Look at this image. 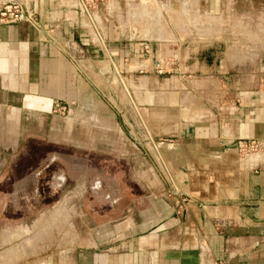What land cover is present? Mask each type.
Returning <instances> with one entry per match:
<instances>
[{"label": "crops", "instance_id": "crops-1", "mask_svg": "<svg viewBox=\"0 0 264 264\" xmlns=\"http://www.w3.org/2000/svg\"><path fill=\"white\" fill-rule=\"evenodd\" d=\"M11 2L37 25L0 22V168L28 140L103 151L127 162L142 194L51 255L46 237L68 229V202L30 203L0 225V264H264V65L250 75V56L223 42L233 37L214 25L222 0L98 1L95 29L79 0L0 8ZM157 2L173 38L158 30ZM174 37L187 57L158 74L163 54L172 66L181 54ZM250 140L258 151L240 148ZM8 182L0 173V190Z\"/></svg>", "mask_w": 264, "mask_h": 264}, {"label": "rangeland", "instance_id": "rangeland-1", "mask_svg": "<svg viewBox=\"0 0 264 264\" xmlns=\"http://www.w3.org/2000/svg\"><path fill=\"white\" fill-rule=\"evenodd\" d=\"M158 4V10L159 12V20H158V30L162 32H167L169 36L172 37V35L176 36L174 32L173 24L167 20L165 16V7L167 6L165 2H157ZM144 9H146V6H144ZM149 9V8H148ZM156 10V9H155ZM221 13L220 15L215 16V27L216 30L219 32H223L224 34L228 33L227 36H232L233 39H224L223 42H235L237 43L241 53L243 55H249L248 59L246 60L245 64L248 66L250 65V75H253L254 69L256 65H264V0H222V6L220 8ZM164 12V13H162ZM150 15H148V18ZM145 18V17H144ZM147 18V17H146ZM150 21V19H148ZM98 22V21H97ZM156 22L153 23L155 25ZM150 23L144 22L145 27H150ZM202 26H206V23L204 22L201 24ZM96 26V22H95ZM144 27V29H145ZM207 27H210L209 24H207ZM97 28V27H95ZM226 32V33H225ZM173 38V37H172ZM175 38V37H174ZM176 41V49L179 53V55H176L172 60H175L174 66L170 63L171 56H166V54H163L162 62H158L155 68V71L158 74H166V73H173L175 71H169L168 68H178V65L180 62H178V58L180 57L185 58L187 55L183 56V44L184 39L180 40L182 41V45L180 44V41L175 38ZM202 42L204 40H201ZM206 41L200 44V46H203L202 52H205V45ZM197 43H193V46ZM178 45V46H177ZM201 55L204 57V54H193L190 55V58H194L195 60ZM179 56V57H178ZM166 57H170L167 59ZM178 57V58H177ZM193 61V60H192ZM173 62V61H172ZM250 63V64H248ZM192 64V63H191ZM190 64V65H191ZM189 65V63H186V66ZM188 70L190 69L187 66ZM160 71V72H159ZM185 73L183 75H189V71L182 72ZM177 74V73H176ZM211 91L209 92L208 96L213 99V95L216 92V89L209 86L208 87ZM202 94V93H201ZM203 95V94H202ZM212 95V97L210 96ZM218 95V93H217ZM31 142H28L23 147V143L20 144L18 148V152L20 153L25 150L31 149V152L24 153L22 156L19 157V160L23 158L26 161H29L30 159H33V154L35 153V149L37 148V145L40 144L43 150L41 152L43 155L49 154V146L44 144L43 141L38 140H30ZM68 147V146H65ZM70 147V146H69ZM67 149V148H66ZM63 149L62 155L63 157H68V160L70 159V162L67 160L68 165L74 164L76 162V157L78 158H86L87 156L90 157L91 155L99 156L103 154V151H88V150H82L81 152H74L70 150ZM14 151L12 155L15 153ZM84 152L85 154H83ZM111 155V154H109ZM257 155V153H256ZM254 155V156H256ZM113 158L121 160L120 157L112 155ZM10 157L7 159V163L10 161ZM73 160V162L71 161ZM9 161V162H8ZM124 161V160H123ZM122 162V161H121ZM120 162V163H121ZM122 165L123 168L127 171V176L130 177L132 180V171L130 166H128L127 162H123ZM160 173L163 177H166L170 174V171L167 169V167L164 164H159ZM14 169L17 168V163ZM13 168H7V166H3L0 168V173L3 175H10L12 177V174L14 172ZM12 171V172H11ZM20 173V172H19ZM75 175V174H74ZM134 180V179H133ZM132 180V181H133ZM134 182V181H133ZM170 185L172 186L171 182L169 181ZM138 188V191L142 194L141 189L136 185ZM85 187L86 182L85 178L80 174L79 177H77L76 181L73 182V184L66 185L62 191L58 192L57 195H54L53 197L48 198L44 203L46 205H50V203H55L56 206H65L68 202V212H69V220L66 222V220L63 218L62 224L68 228L63 229L60 232H57V237H50L48 235L46 237V253L47 255L54 254L58 251H65L67 249L72 248L73 246L77 244H81L83 242L84 237L87 235V227L89 224V217L85 213V211L82 210V204H83V195L85 194ZM140 194V195H141ZM0 225L6 223L7 221H19L23 218V211L18 209V202L17 198L21 196V193H13L11 190L5 189V192L3 195H0ZM19 196V197H18ZM72 197V199L69 198ZM57 202V203H56ZM59 204V205H58ZM65 209V208H64ZM65 211V210H63ZM28 217V216H27ZM30 218L33 217V215L29 216ZM26 219V216H24ZM61 224V223H60ZM61 226V225H59ZM78 230V234L76 232ZM46 255V256H47Z\"/></svg>", "mask_w": 264, "mask_h": 264}, {"label": "flooded vegetation", "instance_id": "flooded-vegetation-1", "mask_svg": "<svg viewBox=\"0 0 264 264\" xmlns=\"http://www.w3.org/2000/svg\"><path fill=\"white\" fill-rule=\"evenodd\" d=\"M28 142L31 141L24 142L23 147ZM44 144L49 146V154L43 155L41 150L44 148L39 144L34 150L32 160L26 161L23 158L19 160L20 156L30 153L31 149L29 148L28 151L23 149L20 153L17 149L10 157V162L5 165L9 169H14L17 163L18 169H14L12 177L6 174L9 182L5 189L13 193H21L17 198L19 200L17 206L23 213L27 211L30 203L35 207L39 206L48 198L57 195L66 185H72L80 174L86 182L82 210L90 221L118 216L125 208L132 206L140 195L135 182L127 176L122 159L118 160L112 155L103 153L86 158L76 157L73 159L76 162L68 165V157L62 155L63 149L67 148L66 150L74 152L82 150ZM73 160L71 159L72 162ZM68 161L70 162V159ZM3 191L5 192L0 190V195L4 194Z\"/></svg>", "mask_w": 264, "mask_h": 264}, {"label": "built area", "instance_id": "built-area-1", "mask_svg": "<svg viewBox=\"0 0 264 264\" xmlns=\"http://www.w3.org/2000/svg\"><path fill=\"white\" fill-rule=\"evenodd\" d=\"M98 1L103 0H79V4L82 12L87 16L91 26L95 29L93 11L97 7ZM28 22L33 25H37L35 15L23 8L18 2H11L3 5L0 8V22L1 23H14V22ZM148 46L144 45L143 49L148 50ZM160 72V71H159ZM52 110L55 112L64 113L68 111V107L63 106L59 103L49 104ZM240 148L244 151L250 150V152H256L260 148L259 142L255 140L243 141L240 143ZM173 187V186H172Z\"/></svg>", "mask_w": 264, "mask_h": 264}]
</instances>
